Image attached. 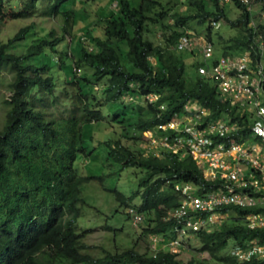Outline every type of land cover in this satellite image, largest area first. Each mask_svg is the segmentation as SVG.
Instances as JSON below:
<instances>
[{
  "label": "trees",
  "instance_id": "16d2710c",
  "mask_svg": "<svg viewBox=\"0 0 264 264\" xmlns=\"http://www.w3.org/2000/svg\"><path fill=\"white\" fill-rule=\"evenodd\" d=\"M94 2L117 7L100 16L87 10ZM186 6L172 14L160 0H0V80L9 75L3 84L11 94L3 101L0 127V264H209L132 246L120 251L119 231L109 226L112 248L96 247L87 242L91 229L84 220L88 210L105 216L87 203L85 187L93 180L104 186L126 173L135 181L133 190H106L120 208L142 216L134 227L141 237L168 242L178 238L176 222L167 220L181 205L178 184H195L203 195L221 190V181L205 178L190 155L162 146L133 149L146 142L148 132L172 143L177 132L160 126L176 120L187 105L198 104L212 119L248 125L242 134L252 138L249 114L200 74L203 61L188 63L197 50L185 55L177 45L197 22L214 54L216 47L222 57L249 51L253 66H264V23L254 22L252 8L241 0H187ZM38 19L51 20L53 27H38ZM168 19L174 26L164 23ZM26 20L33 21L4 37L8 22ZM222 22L230 37L219 31ZM153 27L161 30L159 43L149 37ZM223 211L229 218L221 225L189 233L211 261L239 264L231 248L264 242V231L246 227L248 210Z\"/></svg>",
  "mask_w": 264,
  "mask_h": 264
},
{
  "label": "built area",
  "instance_id": "2783aa9c",
  "mask_svg": "<svg viewBox=\"0 0 264 264\" xmlns=\"http://www.w3.org/2000/svg\"><path fill=\"white\" fill-rule=\"evenodd\" d=\"M246 5L251 9L252 1L249 0ZM216 27L219 28L220 24ZM197 39L202 40L200 45L193 39L191 31H187L180 39L177 50H198L202 54L200 74L215 80L221 94L249 114L252 138H244L242 134L248 125L242 126L229 118L224 126L236 125V128L221 136L218 122L224 123L225 118H209L210 113L198 104L187 105L185 112L176 120L160 126L164 131L177 132L172 143L167 137H159L164 142L162 147L173 153H181L182 157L190 155L202 169L205 178L221 181L222 188L203 195L195 184H178L176 191L181 197V205L171 211L167 218L176 222L178 238L166 242L160 237H151L150 245L154 252L177 254L184 247L182 237L190 234L189 232L211 230L221 225L229 218V213L223 211L227 209L248 210L249 213L244 216L246 227L264 231V95L257 94V89L260 94H264V66L260 63L258 67H254L249 51L217 60L213 45L203 37L199 36ZM261 40L260 37L259 51L263 55L264 42ZM258 100L261 103L257 105ZM147 134L158 139L151 132L145 133ZM234 137H241L236 146L225 143ZM220 143L223 147L217 150L216 146ZM240 144L244 145L243 149L239 147ZM150 146L159 145L152 140ZM128 214L134 227L142 223V216L134 209H128ZM230 255L239 264L264 262V242L255 239L245 245L232 247Z\"/></svg>",
  "mask_w": 264,
  "mask_h": 264
},
{
  "label": "rangeland",
  "instance_id": "374dc122",
  "mask_svg": "<svg viewBox=\"0 0 264 264\" xmlns=\"http://www.w3.org/2000/svg\"><path fill=\"white\" fill-rule=\"evenodd\" d=\"M168 9L172 10V14H176L177 12H183L187 9L186 1L187 0H160ZM260 0H252V14L254 16V22L264 23V17L261 16V13H264V6L263 3H259ZM108 2V1H107ZM106 1L103 2V6L105 7ZM100 3H93L87 6V10H92L94 13H97L100 16L108 15V13L112 10H116V3H113L108 8L103 9ZM107 6V5H106ZM259 11V15L256 17V11ZM230 17L235 19L238 17L237 11L234 8L230 10ZM33 20H26L24 22H8L3 28V35L5 38L9 36H13L17 33L24 25H30ZM38 27H45L47 30L53 27L51 20H46L42 22L41 19L36 21ZM166 25L174 26V20L168 19L164 22ZM191 25V35L193 39L197 40L199 45L202 43V40L197 39L201 34L202 28L199 27L197 22H193ZM223 27L225 28L224 23L222 22V27L219 30L222 31ZM224 36L230 37L232 35V31L230 29H223ZM152 34H149L151 40L156 43L161 42V30L159 27L152 28ZM81 33V32H80ZM80 35V34H79ZM23 48L19 50V52H23ZM185 55H189L190 52H184ZM201 53L197 50V52L193 53V58H190L188 63H193L195 60H199L200 62L203 61ZM222 53L216 47L215 56L217 59L222 57ZM192 60V61H191ZM264 62V60H263ZM191 71V70H189ZM192 72V71H191ZM9 78L8 74H4L2 80H0V127L3 124V118L5 116V106H4V99L10 97V92L7 89V86L3 84ZM131 99H128V103ZM146 142L141 143H134L133 149L135 150H142V149H150V145L152 144V140H155L157 145L162 146L164 143L161 139H153L149 134L145 135ZM104 157H98V164H103ZM93 167V166H92ZM117 187L122 192H128L135 188V181L132 177H127L126 173H122L121 177H113L108 178L104 181V186L100 184L98 181L93 180L90 182L84 190V196L87 203L95 209H98L102 214L105 216H100L95 210H88L85 214V221L88 223V228L91 229V232L87 236V242L92 244L96 247H106L112 248V231H109L106 227L109 226L112 229L119 231L117 233V243L119 245V250L124 251L129 249L131 246L135 247L141 253H148L151 252L153 247L150 245V238L141 237L140 231H136L134 228L133 223L131 222L130 218L127 217L128 209L127 208H120V205L117 203L114 195L109 193L106 190V187ZM120 213V214H118ZM123 214V215H121ZM212 230V229H211ZM184 247L179 249L178 252V260L182 261L183 263H188L194 258H202L207 260L209 264H217L210 260V257L199 251L201 245L197 237L194 235L188 234L181 238ZM168 250V248H166ZM99 251V250H98ZM229 252V250H228Z\"/></svg>",
  "mask_w": 264,
  "mask_h": 264
},
{
  "label": "clouds",
  "instance_id": "9594fccd",
  "mask_svg": "<svg viewBox=\"0 0 264 264\" xmlns=\"http://www.w3.org/2000/svg\"><path fill=\"white\" fill-rule=\"evenodd\" d=\"M248 2H249V0H243V3H245V4H247ZM261 16L264 17V13H261ZM257 94H258V95H264V94H260L258 89H257ZM259 103H261V101L258 100V101L256 102V104L258 105ZM161 107H164V106L161 105ZM249 110H250V109H249ZM229 115H231V114H229ZM225 124H227V118L224 119V123H219V122H218V127H219V130H220V135H221V136H224L225 133L229 132L231 129L236 128V125H231L230 127H225V126H224ZM240 139H241V137H234V138H232L230 141H225V143H230L231 145L236 146L237 143H238V141H239ZM216 147H217V150H219L220 148L223 147V144H222V143L217 144ZM239 147H240L241 149H243V148H244V145H243V144H240ZM241 155H243V152H241ZM230 190H231V189H229V191H230Z\"/></svg>",
  "mask_w": 264,
  "mask_h": 264
},
{
  "label": "crops",
  "instance_id": "0c3cea01",
  "mask_svg": "<svg viewBox=\"0 0 264 264\" xmlns=\"http://www.w3.org/2000/svg\"><path fill=\"white\" fill-rule=\"evenodd\" d=\"M256 11V17L259 15V11L257 9H255Z\"/></svg>",
  "mask_w": 264,
  "mask_h": 264
}]
</instances>
